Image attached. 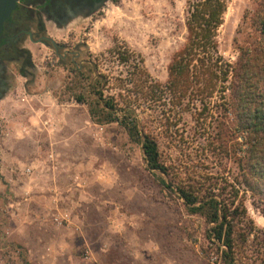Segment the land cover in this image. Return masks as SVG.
I'll return each mask as SVG.
<instances>
[{
  "label": "rangeland",
  "instance_id": "rangeland-1",
  "mask_svg": "<svg viewBox=\"0 0 264 264\" xmlns=\"http://www.w3.org/2000/svg\"><path fill=\"white\" fill-rule=\"evenodd\" d=\"M187 1L107 0L65 27L49 23L52 42L27 43L30 57L10 64V90L0 100V264H228L223 241L211 235L214 223L191 212L162 177L239 207L231 220L233 261L264 264V200L239 187L238 139L228 141L226 153L214 138L219 109L210 107L198 120L200 108L145 99L143 75L129 84L132 66L121 61L129 53L153 80L166 82L187 35ZM255 6L256 0L227 1L218 41L229 61L249 38L245 15ZM99 89L107 99L115 96L120 118L131 97L138 99L129 107L141 135L157 140L170 176L148 168L141 140L121 121L91 118ZM82 94L85 103L77 101ZM26 119L38 137L14 135L12 123ZM43 119L47 128L40 130ZM38 145L49 177L32 166Z\"/></svg>",
  "mask_w": 264,
  "mask_h": 264
},
{
  "label": "trees",
  "instance_id": "trees-1",
  "mask_svg": "<svg viewBox=\"0 0 264 264\" xmlns=\"http://www.w3.org/2000/svg\"><path fill=\"white\" fill-rule=\"evenodd\" d=\"M227 1H187V35L184 44L171 58L168 80L164 83L153 80L145 73L141 66L142 60H135L128 52V56L123 55L121 50L119 53L122 54V63L132 66L127 78L129 84H136L134 82L137 74L143 75L146 84H142V87L149 89L145 99L149 98L173 108L180 107L182 111L185 110L182 108L185 105L186 109L192 106L196 110L200 108L198 120L200 116L204 118V113L210 107L219 109L218 132L214 138L220 142V148L226 153L230 152L228 141L231 138L238 139L233 151L238 155L236 160L241 174V179L237 180L239 187L263 201L264 0H256L253 12L249 16L245 15L250 21L251 32L247 40L239 43V54L234 62L223 56L218 41ZM216 93H219L218 101L213 100ZM96 94V105L90 104L91 118L98 123L121 121L133 140H141L148 168L170 176L168 166L161 159L157 140L147 133L141 135L138 118L129 107L131 101L137 102L138 99L131 97L130 105L127 104L128 107L120 118L115 96L107 99L102 89ZM77 101L85 103V95H79ZM161 183L182 198L191 212L201 214L214 223L211 235L218 241H223L228 264H236L231 256L234 252V227L231 220L236 217L234 214L239 207L233 210V203L226 196L220 199L215 192L200 195L195 185L178 181L175 177L171 180L162 177Z\"/></svg>",
  "mask_w": 264,
  "mask_h": 264
},
{
  "label": "flooded vegetation",
  "instance_id": "flooded-vegetation-1",
  "mask_svg": "<svg viewBox=\"0 0 264 264\" xmlns=\"http://www.w3.org/2000/svg\"><path fill=\"white\" fill-rule=\"evenodd\" d=\"M107 0H19L12 17L4 22L0 34V100L10 90L12 70L30 57L29 44L51 41L46 35L48 24L62 28L80 18L92 16ZM52 42V41H51ZM57 49L61 45H56Z\"/></svg>",
  "mask_w": 264,
  "mask_h": 264
},
{
  "label": "crops",
  "instance_id": "crops-1",
  "mask_svg": "<svg viewBox=\"0 0 264 264\" xmlns=\"http://www.w3.org/2000/svg\"><path fill=\"white\" fill-rule=\"evenodd\" d=\"M23 115V117H24V115L25 114H22ZM38 122V124H39V121H37ZM20 123L17 121V123H12V129H13V133H14V135H16V136H18L17 138H20L19 136H21V135H25V136H33L34 138L35 137H38L37 136V133H39V131L37 130V127H35V125H32L30 122H29V120L28 119H26V122H24L23 124H20ZM47 124H48V120H46V119H43L42 121H41V123H40V125H38V127H39V129L41 128H43V129H45V128H47ZM40 129V130H41ZM15 130H16V132H15ZM27 132V133H26ZM36 133V134H35ZM28 134V135H27ZM35 134V135H34ZM42 138V137H41ZM17 141L18 142H20L21 140L20 139H17ZM15 144H16V142H15ZM19 146H21L20 144L19 145H17V147L18 148H24L23 146L22 147H19ZM32 152H36V155L34 154V158H33V164H32V166L34 165H40V167H42L41 168V173L43 174L44 172H46L44 175L46 176V177H49V176H51L52 175V172H51V168H50V165H47V162H46V160L48 159V158H46V160L44 159V160H41L42 158L41 157H43L42 156V154L41 153H38V152H40V145H38L37 147H36V150L35 149H33V150H31ZM41 155V156H40ZM30 156H32V155H30ZM49 160V159H48Z\"/></svg>",
  "mask_w": 264,
  "mask_h": 264
},
{
  "label": "water",
  "instance_id": "water-1",
  "mask_svg": "<svg viewBox=\"0 0 264 264\" xmlns=\"http://www.w3.org/2000/svg\"><path fill=\"white\" fill-rule=\"evenodd\" d=\"M19 0H0V34L4 28V22L11 19Z\"/></svg>",
  "mask_w": 264,
  "mask_h": 264
},
{
  "label": "built area",
  "instance_id": "built-area-1",
  "mask_svg": "<svg viewBox=\"0 0 264 264\" xmlns=\"http://www.w3.org/2000/svg\"><path fill=\"white\" fill-rule=\"evenodd\" d=\"M50 156H51V155H50ZM25 172H26L27 174L32 173V167H31V166L26 167V168H25Z\"/></svg>",
  "mask_w": 264,
  "mask_h": 264
}]
</instances>
